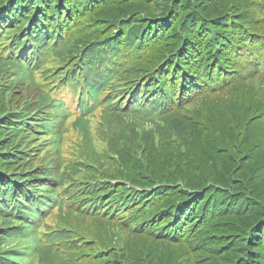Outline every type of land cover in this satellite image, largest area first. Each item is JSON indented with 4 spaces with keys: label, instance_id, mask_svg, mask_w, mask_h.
<instances>
[{
    "label": "trees",
    "instance_id": "1",
    "mask_svg": "<svg viewBox=\"0 0 264 264\" xmlns=\"http://www.w3.org/2000/svg\"><path fill=\"white\" fill-rule=\"evenodd\" d=\"M6 2L0 264H264V0Z\"/></svg>",
    "mask_w": 264,
    "mask_h": 264
},
{
    "label": "rangeland",
    "instance_id": "2",
    "mask_svg": "<svg viewBox=\"0 0 264 264\" xmlns=\"http://www.w3.org/2000/svg\"><path fill=\"white\" fill-rule=\"evenodd\" d=\"M4 66H6V67L11 66V63H5ZM97 143L102 144L99 141Z\"/></svg>",
    "mask_w": 264,
    "mask_h": 264
},
{
    "label": "bare ground",
    "instance_id": "3",
    "mask_svg": "<svg viewBox=\"0 0 264 264\" xmlns=\"http://www.w3.org/2000/svg\"><path fill=\"white\" fill-rule=\"evenodd\" d=\"M36 54V53H35ZM37 219V218H36ZM38 221V220H37Z\"/></svg>",
    "mask_w": 264,
    "mask_h": 264
}]
</instances>
